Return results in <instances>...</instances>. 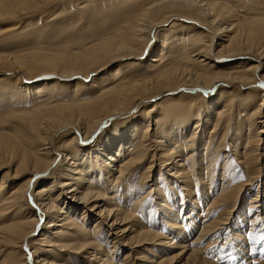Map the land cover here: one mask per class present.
Masks as SVG:
<instances>
[{
	"label": "bare ground",
	"instance_id": "bare-ground-1",
	"mask_svg": "<svg viewBox=\"0 0 264 264\" xmlns=\"http://www.w3.org/2000/svg\"><path fill=\"white\" fill-rule=\"evenodd\" d=\"M50 1L0 0V17ZM134 10L69 52L0 54V264H222L227 245L226 260L256 262L242 257L264 208V188L250 195L264 184V0ZM229 135L240 171L216 154Z\"/></svg>",
	"mask_w": 264,
	"mask_h": 264
},
{
	"label": "rangeland",
	"instance_id": "rangeland-1",
	"mask_svg": "<svg viewBox=\"0 0 264 264\" xmlns=\"http://www.w3.org/2000/svg\"><path fill=\"white\" fill-rule=\"evenodd\" d=\"M82 1L83 0H51L49 3L44 4V6H42L37 11H34V13H30L28 15H23V16H18V17L16 16L15 18H7V19L0 17V54L2 53L12 54L16 52L23 53V54L27 52L61 54V52H69V50L78 48L80 45L79 44L80 41L84 43H88L91 41H98L99 38L111 36V34L113 35L116 29H118V27H122L123 24L125 25L128 19V16L130 18L134 15L135 13L134 6H137L140 2L145 1V0H90L89 3L86 4L85 6L82 5L83 4ZM81 5L83 6L82 7L83 9L81 8ZM174 21H176L175 22L176 25H179L181 23V21L179 20H174ZM174 21L172 22L174 23ZM13 23L18 24L17 25L19 26L18 29L16 31L14 30L11 32L6 31V29H8L9 26L10 27L13 26ZM152 34L153 35L151 38L154 39L155 38L154 30ZM127 61L129 60L127 59L125 61L122 60L121 62L118 63V65L124 64V62L127 63ZM118 67L119 66L111 68L110 71ZM107 71L108 70L102 71L100 74L97 75V77L104 76L107 73ZM15 74L19 80H22L21 75L17 74V72ZM44 77L45 76H40L37 79L41 80V78H44ZM31 78L33 77L28 78L30 79L29 83L39 81L37 79L33 81V79ZM82 81H83L82 78H79V81L77 82H82ZM82 83H84V81ZM151 128H152V125H151ZM261 130L264 131V127H262ZM232 137H234V135L233 136L229 135L224 140L223 146L219 149V151H218V148L216 149V154L220 153L221 155L223 152H225L224 153L225 156L223 155V158L224 159L230 158V165L228 166L229 171L230 170L236 171L237 169L240 171L242 169V166H240L241 159H237L238 157L240 158L239 152L235 153L233 150ZM260 139L264 141V132L261 133ZM216 146L218 147L217 143H216ZM261 147L262 149H264V144H261ZM261 153H263L262 150H261ZM223 164L224 162L221 161L218 165H215L214 167H212V169L214 171L216 170L217 172L215 177L218 178L217 179L214 177L213 182L218 181L219 183H222V181H224L220 179L221 178L220 173L223 171L222 169ZM164 166H166V164L164 163L154 164L150 172L151 175L149 174L150 175L149 179H152L154 176H156V172L158 168L164 167ZM4 172L5 170H3L2 173H0V178L2 177ZM138 175L139 176L141 175L140 171H138ZM262 175H264V173ZM242 178L246 180V176H244V174L242 175ZM25 179H26L25 177H23V179L13 178L11 181L13 182V181L19 180V182H22ZM263 181H264V176H263L262 182ZM152 182L153 181H151V183ZM206 182H208V180ZM258 186H260V189L264 188L263 183L259 184V182H256L255 186L253 187L254 190L253 192H251L250 195L252 194L254 195L256 193ZM247 194H249L248 190L246 191L244 197ZM250 195H248L243 201V207H244V203L246 207V203L249 201L247 199H249ZM161 203L162 202L158 200V204L160 205ZM239 205H242V202ZM262 209H261L259 218H257L256 220V226H261V228L258 227L256 230L253 231L251 243L249 241L250 250L249 252L245 253V255H243L242 257L243 259L247 260V258L253 255L256 256V262L254 264H264V247H263L264 246V230L262 229L264 228V210ZM96 212L89 211L88 213H89V216L95 217ZM212 212L213 213L215 212L214 208L211 209V212H210L211 215H214L212 214ZM257 212L253 213L249 211V214L251 216L253 215L254 217V215L258 214ZM250 215L248 218H250ZM229 217H230V220L233 221V217L232 216H229ZM110 220L111 218L107 220V222L109 221V223H111ZM89 225L92 227L93 223H90ZM103 225L108 226L109 224L106 225L105 223ZM44 227H46V224ZM241 227H242L241 229L243 230L242 235L244 237L249 232L250 224H248V222L246 223L245 221V224L242 223ZM237 233L241 234V231H237ZM37 238L38 236L35 237L33 241L36 242L35 239ZM35 242L32 243L33 247L37 246ZM118 243L121 244V246L123 245L121 242H118ZM218 244L223 247L222 238H220ZM46 247L47 249H49L51 246L50 247L46 246ZM223 248L224 249L222 250L224 251V254L222 255L223 256L225 255L224 257L225 262L232 263L233 261L226 260L227 258H231L230 255H227L229 252H231L230 246L227 245V246H224ZM126 253H127L126 251L124 252L120 251L119 256L118 255L116 256L117 258L114 260V262H117L116 260H118V257H120L121 259L120 262H122L123 259L125 258L124 254ZM135 254L136 253H134V255L131 256V258L134 257ZM144 254H149V253L145 251ZM75 255L79 257V254H75ZM2 258H0V261L2 260ZM224 260L222 259V261ZM68 261H70V259ZM71 261H73L72 258H71ZM225 262H223L222 264H226ZM69 264H72V263H69Z\"/></svg>",
	"mask_w": 264,
	"mask_h": 264
}]
</instances>
